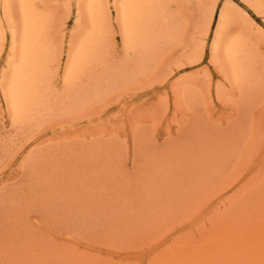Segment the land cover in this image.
<instances>
[{
  "label": "rangeland",
  "instance_id": "1",
  "mask_svg": "<svg viewBox=\"0 0 264 264\" xmlns=\"http://www.w3.org/2000/svg\"><path fill=\"white\" fill-rule=\"evenodd\" d=\"M14 1L0 0V264H264V0H145L130 38L120 0H101L72 77L85 0H36L44 67L23 115L5 96Z\"/></svg>",
  "mask_w": 264,
  "mask_h": 264
},
{
  "label": "bare ground",
  "instance_id": "2",
  "mask_svg": "<svg viewBox=\"0 0 264 264\" xmlns=\"http://www.w3.org/2000/svg\"><path fill=\"white\" fill-rule=\"evenodd\" d=\"M11 1H14V0H9V2H11ZM80 1H83V0H80ZM14 2L17 3L18 7H19V8L17 7V10L19 9V13H20V22L22 25V33L20 35L17 32L16 28L13 27L14 33L12 35L14 37V41L17 44L19 43V46H20L19 54L17 53V55L19 56V60L16 61V63H14V67L12 70L13 74H11V77L6 76V77H10V79H9V82L7 83V85L4 84V85H6L5 86L6 90L4 89L6 92L5 91L4 92L6 93L5 96L8 99L9 104H10L11 108L13 109V111L17 115H23L26 112L29 104H31L35 100H37V98H36L37 95L34 93V89L37 88V86L40 82L41 77L39 78V70H42V68L44 67V61H43L44 58H43V55H42L41 50H40L41 49L40 48L41 47V43H40L41 42V33H42L41 30H43L44 25H46L45 21L47 19L45 20L44 17L40 14L41 12L39 13L35 9L36 8L35 3H37L38 1H36V0H15ZM77 2H79V1L77 0ZM144 2H145V0H120L121 17H122L124 28L122 25H121V27H122V30H125V34L127 35V38H130L134 34L133 33L135 30V22L134 21H136L139 18V13H140V9H141L140 6L143 5ZM117 3H119V0L117 1ZM4 4H5V2H4ZM4 4L2 3V5H4ZM77 4H80V3H77ZM36 6H38V5H36ZM77 6H79V5H77ZM7 8H9V6ZM101 8H102L101 0H85L81 11L78 9V11H80L79 13H81L80 18H82L83 15L86 16V14H88V17L92 23V27H90V29L92 28V31L91 32L89 31L90 32L89 34H85L86 36L83 38L79 49H77V51L75 50L76 53L72 54V56H71L72 59H71V62L69 64V67L67 69L68 70V77L73 76V74L78 70V68H80L79 66L83 62H85L84 61L85 58L87 59L88 58L87 56L89 54L91 55L93 50L97 47L96 44H97V41L99 40V39L97 40V37L101 33V21H100L101 20L100 19L101 18V12H102V11L100 12ZM116 8H117V6H116ZM4 12H6V11L4 10ZM15 12H17V11L15 10ZM77 15L79 16V14H77ZM7 16L8 17H6V18L4 17L5 21L8 18H12L11 12H8ZM84 19L86 20V17H84ZM13 21H12V23H14ZM81 21H82V19H81ZM226 21H227V13L224 10H222L220 13V16H219V26L217 29V35H218L217 40L213 44L215 46L216 50L219 49L220 39L223 36L222 31H224L223 29L225 27ZM7 24H9V22H7ZM0 28L2 31L3 28L2 27H0ZM102 28H103V26H102ZM1 34H2V32H1ZM1 34H0V40L2 38ZM17 36H19V37H17ZM124 39H125V37H124ZM11 42H12V40H11ZM130 44L132 45V43H130ZM140 44L142 45L143 43L140 42ZM127 48H128V46H127ZM234 48H235V43L234 42L229 43V45L227 46V49H226L228 56H231V57L235 56ZM40 74H41V72H40Z\"/></svg>",
  "mask_w": 264,
  "mask_h": 264
}]
</instances>
